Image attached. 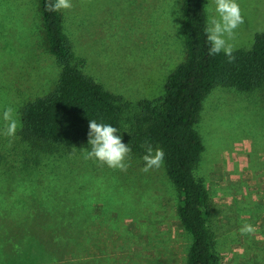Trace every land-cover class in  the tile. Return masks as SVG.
<instances>
[{
    "label": "rangeland",
    "instance_id": "374dc122",
    "mask_svg": "<svg viewBox=\"0 0 264 264\" xmlns=\"http://www.w3.org/2000/svg\"><path fill=\"white\" fill-rule=\"evenodd\" d=\"M71 2L59 11L62 31L81 71L132 104L126 128L136 101L160 96L185 57L181 0ZM237 2L244 23L230 42L247 49L264 31V0ZM203 5L207 20L214 0ZM59 73L38 0H0V111L11 107L18 123L10 138L0 120V264L55 251L59 264H74L64 257L73 238L85 258L78 264H186L191 235L163 163L144 172L143 156L128 153L120 170L85 158L88 139L53 151L20 140L21 107L50 92ZM195 128L203 150L194 174L207 190L219 264H264V86L214 87ZM245 224L255 231L241 234Z\"/></svg>",
    "mask_w": 264,
    "mask_h": 264
},
{
    "label": "trees",
    "instance_id": "16d2710c",
    "mask_svg": "<svg viewBox=\"0 0 264 264\" xmlns=\"http://www.w3.org/2000/svg\"><path fill=\"white\" fill-rule=\"evenodd\" d=\"M52 3L38 0L47 49L59 64L60 73L50 92L21 107L20 140L48 151L75 146L89 138V123L95 120L120 129L122 140L130 145L129 153L144 156L149 145L163 150L165 173L178 193L176 214L191 235L186 264H219L206 224L207 190L194 174L203 150L195 124L204 99L214 87L252 91L264 86V31L254 35L249 48L234 49L231 60L223 52L209 56L203 0H181L185 57L166 77L160 96L136 101L125 128L122 114L132 104L81 71L80 60L75 59L62 31L60 12L46 7ZM72 240L74 247L67 251L73 254L64 257H74V264L84 262L75 238L68 245ZM49 253L24 264H59L61 255Z\"/></svg>",
    "mask_w": 264,
    "mask_h": 264
},
{
    "label": "clouds",
    "instance_id": "9594fccd",
    "mask_svg": "<svg viewBox=\"0 0 264 264\" xmlns=\"http://www.w3.org/2000/svg\"><path fill=\"white\" fill-rule=\"evenodd\" d=\"M214 9H209L207 23L204 28L206 42L209 44L208 55H216L221 52L233 59V44L230 42L234 37L235 30L244 23V17L237 0H214ZM50 11H60L72 7L71 0H53V3L46 5ZM0 120L7 122L3 134L14 137L17 133L18 123L14 118L13 109L4 107L0 111ZM88 144L90 150L86 152L85 158L95 159L109 168L124 170L127 168L126 157L131 151L130 145L125 143L121 137V130L110 123H98L90 120L88 132ZM143 171L159 168L164 160L163 150L153 149L149 145L146 154L143 156ZM255 231L250 224L241 227V234H251Z\"/></svg>",
    "mask_w": 264,
    "mask_h": 264
}]
</instances>
